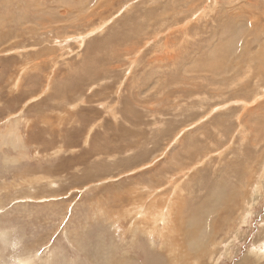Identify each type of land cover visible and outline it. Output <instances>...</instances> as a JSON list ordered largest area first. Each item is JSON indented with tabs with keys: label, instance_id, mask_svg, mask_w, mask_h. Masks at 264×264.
<instances>
[{
	"label": "rangeland",
	"instance_id": "374dc122",
	"mask_svg": "<svg viewBox=\"0 0 264 264\" xmlns=\"http://www.w3.org/2000/svg\"><path fill=\"white\" fill-rule=\"evenodd\" d=\"M0 264H264V0H0Z\"/></svg>",
	"mask_w": 264,
	"mask_h": 264
},
{
	"label": "bare ground",
	"instance_id": "6f19581e",
	"mask_svg": "<svg viewBox=\"0 0 264 264\" xmlns=\"http://www.w3.org/2000/svg\"><path fill=\"white\" fill-rule=\"evenodd\" d=\"M236 42V41H235ZM236 44V43H235ZM259 62V61H258ZM197 237V236H196Z\"/></svg>",
	"mask_w": 264,
	"mask_h": 264
}]
</instances>
